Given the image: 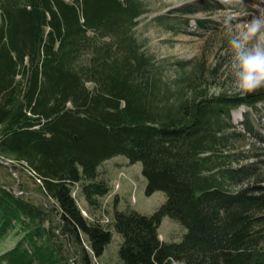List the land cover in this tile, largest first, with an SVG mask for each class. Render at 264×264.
I'll return each mask as SVG.
<instances>
[{
  "label": "trees",
  "instance_id": "1",
  "mask_svg": "<svg viewBox=\"0 0 264 264\" xmlns=\"http://www.w3.org/2000/svg\"><path fill=\"white\" fill-rule=\"evenodd\" d=\"M209 6L151 21L188 32ZM146 11L144 0H0V160L24 163L17 178L0 163V244L15 238L0 264H93L110 226L122 264H264V86L211 92L201 61L184 58L169 78L167 58L134 34ZM117 154L141 162L146 193L166 197L102 224L73 186L96 207L110 189L98 166ZM164 215L185 226L180 240L159 237Z\"/></svg>",
  "mask_w": 264,
  "mask_h": 264
},
{
  "label": "rangeland",
  "instance_id": "2",
  "mask_svg": "<svg viewBox=\"0 0 264 264\" xmlns=\"http://www.w3.org/2000/svg\"><path fill=\"white\" fill-rule=\"evenodd\" d=\"M144 1L147 11L141 15L134 28V34L143 43V49L152 54L156 60L167 58V76L169 78L174 76L175 72L171 67L173 60L184 58L195 62L201 61L207 78L206 83L211 92L224 90L227 93H236L235 81L228 67L231 59L228 39L250 18L264 15V0H208L211 5L208 9L199 10L190 17L188 32L179 29L177 34L160 28L151 21V18L156 14L171 13L169 11L174 7L196 3L198 0ZM229 16L232 17L231 32L226 30L224 23ZM197 18H203L204 25H199ZM214 67L217 69L215 70ZM244 108L245 106L241 105L231 111L232 120L238 129H241L239 120L242 118ZM261 132H264V127ZM255 142V145L260 147L258 150L263 151L264 140L256 138ZM0 163L10 169L16 178L18 177L17 167L24 164L12 160H0ZM141 167L140 161L129 162L122 154L114 155L101 162L98 166V176L108 183L110 189L99 197L96 207L88 206L80 196L77 184L73 186L72 195H75L82 214L91 220L108 224L113 219L114 210L133 208L140 213H152L166 196L160 189L146 193V178ZM12 189L16 190L15 187ZM109 229L110 240L106 243L102 254L93 258V264H122L117 255L122 236L112 226ZM185 230L183 224L168 215L162 216L157 228L159 237L164 241L180 240ZM14 240L15 238L6 239L0 244V249L9 247ZM173 264L183 263L178 261Z\"/></svg>",
  "mask_w": 264,
  "mask_h": 264
},
{
  "label": "clouds",
  "instance_id": "3",
  "mask_svg": "<svg viewBox=\"0 0 264 264\" xmlns=\"http://www.w3.org/2000/svg\"><path fill=\"white\" fill-rule=\"evenodd\" d=\"M232 17L225 21L231 32ZM231 59L229 70L234 89L241 95L264 86V15L253 16L228 39Z\"/></svg>",
  "mask_w": 264,
  "mask_h": 264
}]
</instances>
